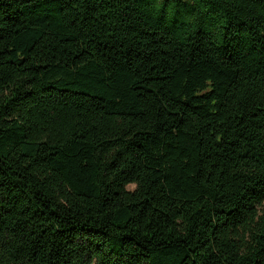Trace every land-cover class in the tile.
I'll return each mask as SVG.
<instances>
[{"label": "trees", "instance_id": "1", "mask_svg": "<svg viewBox=\"0 0 264 264\" xmlns=\"http://www.w3.org/2000/svg\"><path fill=\"white\" fill-rule=\"evenodd\" d=\"M0 264H264V0H0Z\"/></svg>", "mask_w": 264, "mask_h": 264}, {"label": "rangeland", "instance_id": "2", "mask_svg": "<svg viewBox=\"0 0 264 264\" xmlns=\"http://www.w3.org/2000/svg\"><path fill=\"white\" fill-rule=\"evenodd\" d=\"M129 188H134V185H130Z\"/></svg>", "mask_w": 264, "mask_h": 264}]
</instances>
